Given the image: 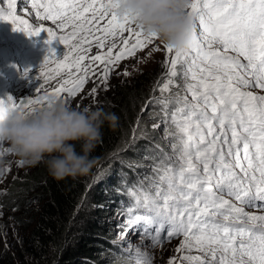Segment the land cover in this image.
Segmentation results:
<instances>
[{"label":"snow or ice","instance_id":"snow-or-ice-1","mask_svg":"<svg viewBox=\"0 0 264 264\" xmlns=\"http://www.w3.org/2000/svg\"><path fill=\"white\" fill-rule=\"evenodd\" d=\"M32 7L38 18L71 31L57 37L53 29H33L11 11L0 20L23 25L16 30L28 36L47 32L44 65L56 56L52 41L67 47L54 69L41 72L45 84L62 73L67 78L36 100L0 99V119L9 111L31 113L36 105L44 106L50 96L62 93L69 104L92 77L99 74L107 82L120 61L158 40L128 15H118L116 0H33ZM8 8H13L12 0ZM188 15L198 38L192 51L201 63L195 58L189 62L163 45L174 55L165 61L167 79L158 82L161 95L147 102L163 112L166 138L179 142L180 167L171 163L168 153L162 159L151 158L153 176L128 187L130 202L121 213L124 230L118 239L123 242L134 229L144 227L139 233L142 244L127 246L126 258L132 264H152L144 250L146 238L155 247L181 235L176 251L188 254L178 264H264V216L246 211L254 201H264V95L250 90L264 89V0H191ZM42 89L43 85L37 91ZM96 92L94 87L90 95ZM169 123L175 133L168 131ZM172 149L176 152L175 142ZM147 180L154 182L145 187ZM193 249L201 255H191Z\"/></svg>","mask_w":264,"mask_h":264},{"label":"trees","instance_id":"trees-1","mask_svg":"<svg viewBox=\"0 0 264 264\" xmlns=\"http://www.w3.org/2000/svg\"><path fill=\"white\" fill-rule=\"evenodd\" d=\"M52 29L57 37L70 30L56 25ZM160 44L150 62L143 63L136 54L119 62L120 73L114 66L107 82L97 74L83 87L85 101L80 109L99 108L119 117L115 129L107 123L101 129V138L90 153L94 163L88 173L56 179L40 162L20 175L10 176L0 191V236L6 235L12 241L0 253V264L131 263L118 245L114 213L130 202L129 186L153 176L152 157L162 159L168 153L171 163L180 167L179 142L171 136L166 138L160 107L147 104L150 98L161 95L158 82L167 79L165 61L174 55L166 53ZM184 57L201 63L192 50ZM64 78L66 73L62 74ZM94 87L97 92L90 95ZM180 95H184L182 90ZM154 124L159 127L153 128ZM167 128L170 133L177 131L171 123ZM173 142L177 144L176 152ZM76 147L79 151V142ZM153 182L147 180L144 186Z\"/></svg>","mask_w":264,"mask_h":264},{"label":"clouds","instance_id":"clouds-1","mask_svg":"<svg viewBox=\"0 0 264 264\" xmlns=\"http://www.w3.org/2000/svg\"><path fill=\"white\" fill-rule=\"evenodd\" d=\"M190 2L116 0L115 11L131 17L145 34H155L163 45L187 54L198 43L193 18L188 15ZM118 120L114 113L76 108L53 96L31 113L7 112L0 119V143H7L9 151L25 165L44 162L53 178L75 177L88 173L92 167L90 153L100 140L105 123L115 129Z\"/></svg>","mask_w":264,"mask_h":264},{"label":"rangeland","instance_id":"rangeland-1","mask_svg":"<svg viewBox=\"0 0 264 264\" xmlns=\"http://www.w3.org/2000/svg\"><path fill=\"white\" fill-rule=\"evenodd\" d=\"M8 2L9 0H0V16L7 15L11 11L13 15L26 20L33 29L41 26L45 29H52V26L55 25L50 20H43L37 17L36 9L32 7L33 0H12V9L8 8ZM17 27L22 28L24 26L13 25L10 21L0 20V99H7V96H11L14 101L19 103L24 97H30L32 100L39 99L44 96L45 92H51L59 86L62 82L63 73L55 79L50 80L48 84H45L41 72L54 69L56 62L63 59V54L65 51H68V48L56 40L52 41L50 46L55 50L56 56L51 57L48 65H44V57L47 55V49L49 48V44L46 43L49 39L47 32H40L36 36H28L25 32L16 30ZM159 48H161V44L155 40L143 50L137 51L138 58L143 63L144 61L150 62L157 53V50L154 51V49ZM240 59L242 63H246L243 58ZM121 66H115L117 73L122 71ZM25 69L29 70L27 75ZM41 85H43V89L37 91ZM88 88L89 86L85 87L84 90ZM250 90L257 95H264V89L253 88ZM83 93L80 92L75 98L70 99L68 105L80 108L82 102L85 101ZM59 98L64 100L65 94L62 93ZM35 107L38 108L41 105H36ZM7 150H9V145L7 143H0V152L4 153L0 155V161H2L0 163V191L4 188V185L12 174L20 175L31 166L23 163L18 166L17 162H20L19 158L13 152ZM226 198L228 197L226 196ZM125 207L126 204L114 213L113 216L116 222L113 223V228L117 235L118 245L122 251L128 253L127 246L129 242L132 246L142 244L139 233L144 231V227L134 229L123 242L118 239L122 230H124L125 217L121 213ZM246 211L256 216H264V201H254L251 207L246 208ZM145 227L150 226L145 225ZM247 227L256 228L258 231L260 225L248 224ZM182 240V235L173 237L170 240L165 238L162 245L157 243L153 247L151 239L146 238L144 243L147 244V247L144 250L151 255L152 264H169L170 259L174 257L176 260L173 264H178L179 258L188 254L186 251H176ZM11 241L6 235L0 236V253L11 245ZM191 255H201V253L193 249ZM184 264H189V262L184 261Z\"/></svg>","mask_w":264,"mask_h":264},{"label":"water","instance_id":"water-1","mask_svg":"<svg viewBox=\"0 0 264 264\" xmlns=\"http://www.w3.org/2000/svg\"><path fill=\"white\" fill-rule=\"evenodd\" d=\"M28 100H32L30 97H24L23 99H21V101H28Z\"/></svg>","mask_w":264,"mask_h":264}]
</instances>
